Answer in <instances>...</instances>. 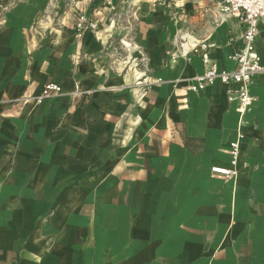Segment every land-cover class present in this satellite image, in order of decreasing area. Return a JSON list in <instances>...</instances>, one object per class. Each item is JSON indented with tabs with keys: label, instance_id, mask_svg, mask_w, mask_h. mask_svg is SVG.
Returning <instances> with one entry per match:
<instances>
[{
	"label": "crops",
	"instance_id": "1",
	"mask_svg": "<svg viewBox=\"0 0 264 264\" xmlns=\"http://www.w3.org/2000/svg\"><path fill=\"white\" fill-rule=\"evenodd\" d=\"M105 1L0 0V264H264V77L245 111L187 88L235 69L241 23L213 0ZM78 10L98 23L80 39ZM143 74L162 82L139 98ZM47 82L59 97L18 101Z\"/></svg>",
	"mask_w": 264,
	"mask_h": 264
},
{
	"label": "built area",
	"instance_id": "2",
	"mask_svg": "<svg viewBox=\"0 0 264 264\" xmlns=\"http://www.w3.org/2000/svg\"><path fill=\"white\" fill-rule=\"evenodd\" d=\"M128 1V0H123ZM113 0H106V6H111ZM216 2L215 12L222 19L234 17L242 25V43L243 48L240 52L230 55V59L236 64L232 71L219 69L215 63L206 67L202 75L196 77L194 82L187 88L193 92L202 91L207 84L219 82L226 87L228 101L236 102L242 111H245L255 102V97L251 94L253 78L256 74H262L264 77V65L259 63L258 57L254 53V43L258 35V25L264 23V0H219ZM74 31L75 38H82L87 30H97L98 23L91 19L86 12L78 10L75 12ZM202 47L205 44H201ZM160 77H154L151 74H143L135 83L139 98L145 95L146 90L154 84L161 83ZM62 93L61 85L55 82H47L42 85L39 94L26 96L18 99L22 104L33 103L40 104L45 99L57 98ZM238 153V142L230 143L229 155L232 166L236 164ZM213 174L220 175L225 179H232L236 175L234 168L218 167L211 168Z\"/></svg>",
	"mask_w": 264,
	"mask_h": 264
},
{
	"label": "rangeland",
	"instance_id": "3",
	"mask_svg": "<svg viewBox=\"0 0 264 264\" xmlns=\"http://www.w3.org/2000/svg\"><path fill=\"white\" fill-rule=\"evenodd\" d=\"M162 1L166 4V6H168V4L170 6L172 2V0H162ZM213 1H219V0H213Z\"/></svg>",
	"mask_w": 264,
	"mask_h": 264
}]
</instances>
